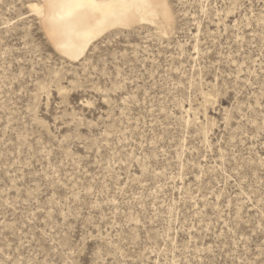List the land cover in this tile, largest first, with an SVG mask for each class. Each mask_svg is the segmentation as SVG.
I'll use <instances>...</instances> for the list:
<instances>
[{
	"label": "rangeland",
	"instance_id": "374dc122",
	"mask_svg": "<svg viewBox=\"0 0 264 264\" xmlns=\"http://www.w3.org/2000/svg\"><path fill=\"white\" fill-rule=\"evenodd\" d=\"M73 61L0 0V264H251L264 244V7L167 0Z\"/></svg>",
	"mask_w": 264,
	"mask_h": 264
},
{
	"label": "bare ground",
	"instance_id": "6f19581e",
	"mask_svg": "<svg viewBox=\"0 0 264 264\" xmlns=\"http://www.w3.org/2000/svg\"><path fill=\"white\" fill-rule=\"evenodd\" d=\"M41 1V6L31 5V10L39 17L40 26L53 48L73 61L106 32L130 31L148 25L166 36L175 19L167 0H98L111 7L100 13L88 10L71 18L68 14L72 9L67 7L71 0Z\"/></svg>",
	"mask_w": 264,
	"mask_h": 264
},
{
	"label": "snow or ice",
	"instance_id": "6c2138e0",
	"mask_svg": "<svg viewBox=\"0 0 264 264\" xmlns=\"http://www.w3.org/2000/svg\"><path fill=\"white\" fill-rule=\"evenodd\" d=\"M261 4L262 7H264V0H261ZM67 7L72 9V11L68 14L69 18H71L73 15L88 10H93L97 13H100L106 8L111 7V5L98 2V0H71V3L68 4ZM61 19L63 20L64 18L62 17ZM261 206L264 207V204ZM262 224H264V221H262ZM260 231L264 232V227H261ZM255 252V258L251 260V264H264V244H262L259 249H256ZM3 264H13L12 258H7Z\"/></svg>",
	"mask_w": 264,
	"mask_h": 264
}]
</instances>
